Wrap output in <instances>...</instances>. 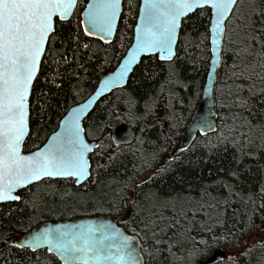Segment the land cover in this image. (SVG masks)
Here are the masks:
<instances>
[{"label":"trees","instance_id":"obj_1","mask_svg":"<svg viewBox=\"0 0 264 264\" xmlns=\"http://www.w3.org/2000/svg\"><path fill=\"white\" fill-rule=\"evenodd\" d=\"M87 0L47 46L30 97L26 152L41 147L68 110L85 100L133 41L141 0H124L113 41L83 35ZM264 0H239L227 22L215 100L217 129L182 145L211 62V10L186 17L170 62L144 57L127 85L104 97L85 119L91 177L45 179L0 205V264H63L47 249L13 242L39 224L106 215L141 243L144 264H198L218 249L232 250L264 234ZM253 37L259 39L256 42ZM84 44L88 47L85 48ZM247 46V51L245 50ZM129 124L130 145L112 131ZM207 241L201 243L199 236ZM209 264H264V240Z\"/></svg>","mask_w":264,"mask_h":264},{"label":"snow or ice","instance_id":"obj_2","mask_svg":"<svg viewBox=\"0 0 264 264\" xmlns=\"http://www.w3.org/2000/svg\"><path fill=\"white\" fill-rule=\"evenodd\" d=\"M238 3L239 0H144L135 27L136 43L104 87L123 80L142 53L158 54L161 60L171 61L177 30L186 14L211 9L210 31L219 35ZM77 8L78 0H0V202L21 200L17 190L37 181L74 178L82 183L90 176L88 154L92 148L85 142L80 120L92 101L74 110L43 149L27 155L22 150L28 133L29 97L42 58L47 46L59 37L58 29L65 21L70 23ZM82 11L78 26L83 35L108 43L121 15V0H91ZM252 39L259 43L258 38ZM13 244L32 251L47 245V250H55L64 264L142 261L132 237L104 224L44 229L32 234L27 243L21 240Z\"/></svg>","mask_w":264,"mask_h":264},{"label":"water","instance_id":"obj_3","mask_svg":"<svg viewBox=\"0 0 264 264\" xmlns=\"http://www.w3.org/2000/svg\"><path fill=\"white\" fill-rule=\"evenodd\" d=\"M89 2H91V0H87V3L85 5L84 9L87 8V5ZM123 3H124V0H121V15L123 12ZM143 5H144V0H141V4H140V8H139L138 17H137L135 27L139 23L140 12H141V9L143 8ZM197 10H200V9H195V10H193V12L188 13L184 17L181 18L180 26L177 30V39H176V43L174 45V55L172 57V60L176 56V50H177V45L179 42V36H180L181 28H182V23L186 17L193 14ZM74 12H75V10H74ZM74 12H73V14H74ZM121 15L118 18L117 25H116V28H115L112 36L107 38L109 40V42L113 41L115 36H116ZM81 19H83V11L81 12ZM212 19H213V17L211 16V21H212ZM135 27H134V31H133L134 32L133 41H132L130 47L128 48V50L126 51L125 55L123 56V58L118 63V65L113 70L105 71L101 75L100 80H99L98 85L95 88V90L85 100H83L80 103L72 106L68 110V112L60 120V123H59L57 130L54 131L48 137L46 142L41 147H39L33 151H30V152H26V151H24V149H22L24 154H26V155L31 154V153L37 151L38 149H43L51 141L53 136L56 133H59L61 131L62 126H63V121L65 119H67L74 112V110L82 107L84 104L88 103V101H92V103H90L88 105V108L86 109L84 114L81 116V120H80L81 126L84 129L83 135L85 138V142L88 143L90 145V147L92 148V151L88 154L89 155V163L91 166L90 156L98 148L99 142L89 141L87 139L86 131H85V127H84L85 119L89 116V114L94 110L96 105L104 97L110 95L115 90L124 88L127 85L130 76L132 75V73L134 72L136 67L140 64L141 60L144 57L157 56L159 58L158 54L151 55V54H143L142 53L138 57L137 62H135L131 66V70L125 74V78L123 80L119 81L118 83L110 84L108 87H104L105 82L108 81L110 78H113L115 76V74L118 72V70L121 67V64L124 62V60L126 59V57L128 55V51L135 45V43H136ZM210 29H211V22H210ZM225 33H226V29L219 35H216L210 31L211 63H210L209 71L207 73V77H206V81H205V86H204L201 98L199 100V103L195 109V112L191 118L190 123L188 124V126L186 127L184 132L182 133V136L180 139V143L182 145H189L195 139V137L197 135H208L210 133L215 132L217 129V111H216L215 89H216V81H217L218 72L220 70L222 60H223V47H224L225 35H226ZM90 38L104 42L103 39H100L98 37H90ZM213 39L216 40L215 44H213ZM214 51H215V54H214ZM42 60H43V58H42ZM159 60H161V59L159 58ZM161 61L170 62L167 59L161 60ZM40 68H41V66H40ZM39 72H40V70L37 73V77L39 75ZM35 80H34V82H35ZM34 82H33V85H34ZM30 97H31V94H30ZM30 97H29V118H30ZM29 132H30V126H29V120H28V133L25 136L24 142L26 141V139L29 135ZM112 140H113L114 145H116V146L130 145V144L134 143L136 140V132L133 129V127H131L129 124H121V125H119L113 129ZM90 177H91V167H90V176L87 179H85L82 183H77L74 178H55V179H73L75 181L76 185L79 186V185H82L85 182H87L90 179ZM38 182H40V181L34 182V184H36ZM31 185H33V184H30V185L26 186L25 188H27ZM23 189L24 188L18 189L16 194H19V192ZM9 202H18V201L0 202V205L4 204V203H9ZM93 223L104 224V225H107L110 227H114L116 230L123 232L124 234L128 235L129 237H132L134 239V242H135L136 246L138 247V250L140 251V255L142 257L141 243H140L139 239L136 236L129 234L125 229H123L117 223V221L114 218H112L110 216H106V215H100V216H95V217H83V218H77V219H72V220L45 222V223L39 224L38 226H36V227L30 229L29 231H27L26 233H24L23 235L17 237V239L15 241L23 240L27 243L32 234L39 233L44 229H54V228H58V227H63L65 225H85L86 226L88 224H93ZM198 240L201 243H205L207 241L205 236L198 237ZM28 249L32 250L31 248H28ZM42 249H47V245L38 246L35 251L42 250ZM51 253L54 254L64 264L63 260L55 252V250H53ZM225 256H226V252L223 251L222 249H220V251L213 252L212 258L208 259L206 261V263H208L210 261H214L217 258L225 257ZM141 264H144L143 257H142Z\"/></svg>","mask_w":264,"mask_h":264},{"label":"rangeland","instance_id":"obj_4","mask_svg":"<svg viewBox=\"0 0 264 264\" xmlns=\"http://www.w3.org/2000/svg\"><path fill=\"white\" fill-rule=\"evenodd\" d=\"M202 236V235H201ZM200 237V236H199ZM264 240V234L262 233H258V232H254L252 234H249L241 243L240 246L237 248H234L232 250H226V249H222L223 251L226 252V255L236 261H240L241 258V254L243 253V251H245L246 249L258 245L260 243H262ZM216 251H220V249L216 250ZM215 252V251H214ZM212 258V253L203 261H201V263L198 264H209L206 263V261L208 259ZM211 263V262H210Z\"/></svg>","mask_w":264,"mask_h":264},{"label":"bare ground","instance_id":"obj_5","mask_svg":"<svg viewBox=\"0 0 264 264\" xmlns=\"http://www.w3.org/2000/svg\"><path fill=\"white\" fill-rule=\"evenodd\" d=\"M226 30H227V28H226ZM225 34H226V33H225ZM225 36H226V35H225ZM210 63H211V62H210ZM218 73H219V72H218ZM206 77H207V76H206ZM217 77H218V76H217ZM216 82H217V81H216ZM131 127H132V126H131ZM213 252H214V251H213ZM213 252H212V253H213Z\"/></svg>","mask_w":264,"mask_h":264}]
</instances>
